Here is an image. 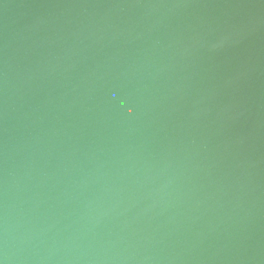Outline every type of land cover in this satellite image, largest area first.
<instances>
[{
    "label": "water",
    "instance_id": "95a60500",
    "mask_svg": "<svg viewBox=\"0 0 264 264\" xmlns=\"http://www.w3.org/2000/svg\"><path fill=\"white\" fill-rule=\"evenodd\" d=\"M0 264H264V0H0Z\"/></svg>",
    "mask_w": 264,
    "mask_h": 264
}]
</instances>
